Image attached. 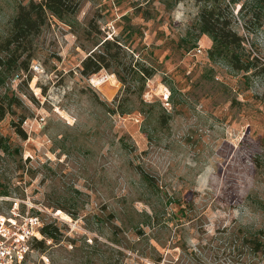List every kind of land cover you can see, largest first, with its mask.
Masks as SVG:
<instances>
[{"label":"rangeland","instance_id":"374dc122","mask_svg":"<svg viewBox=\"0 0 264 264\" xmlns=\"http://www.w3.org/2000/svg\"><path fill=\"white\" fill-rule=\"evenodd\" d=\"M29 1L0 0V45ZM70 1L26 69L0 68V215L58 230L25 264H241L227 229L264 228V0L230 7L247 72L208 56L204 0ZM105 40L114 61L82 75Z\"/></svg>","mask_w":264,"mask_h":264},{"label":"trees","instance_id":"16d2710c","mask_svg":"<svg viewBox=\"0 0 264 264\" xmlns=\"http://www.w3.org/2000/svg\"><path fill=\"white\" fill-rule=\"evenodd\" d=\"M254 2L256 4L258 0H254ZM238 3L239 0H229L226 3L225 0H204V5L200 7L192 27L212 41V46L208 51V56L211 59L221 58L233 70L247 72L254 67V63L251 64L249 60L243 61L236 54L237 50L241 48L243 40L232 29L233 14L230 7ZM74 10L70 0H41L40 2L30 0L25 6H17L16 14L10 23L9 34L0 45V53H4L3 56H0L1 70L11 73L17 69H26L25 61L31 57L32 41L39 35L47 15L62 20L72 15ZM250 20L258 26L264 22V2L259 5L258 10L251 14ZM113 47L118 48L117 40L102 42L99 51L91 52L82 61V75H95L101 69L109 68L116 56L110 53ZM23 56L24 59L21 60ZM139 71L145 79L152 76V73L144 68ZM258 73L264 75V66L259 69ZM7 113V108L3 102H0V122ZM15 127L17 135L25 140L26 133L20 128V124ZM2 147L0 138V149ZM151 211V215L147 218H157L155 209L152 208ZM180 211L183 212V209L180 208ZM227 230H229L228 236L232 250L240 258L241 264H264V228L252 230L233 226ZM40 233L43 239L33 242L34 250L43 251L46 238L53 241L58 239V230L53 224H42Z\"/></svg>","mask_w":264,"mask_h":264},{"label":"built area","instance_id":"2783aa9c","mask_svg":"<svg viewBox=\"0 0 264 264\" xmlns=\"http://www.w3.org/2000/svg\"><path fill=\"white\" fill-rule=\"evenodd\" d=\"M195 53H201L200 48ZM108 79V74L104 73L96 83L101 84ZM24 213L14 208L10 215H0V264H25L34 251L33 242L43 239L37 214Z\"/></svg>","mask_w":264,"mask_h":264}]
</instances>
